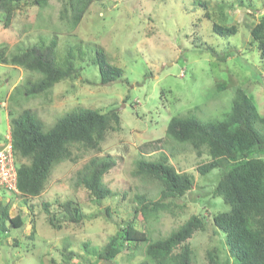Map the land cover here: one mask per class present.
<instances>
[{
  "label": "rangeland",
  "instance_id": "1",
  "mask_svg": "<svg viewBox=\"0 0 264 264\" xmlns=\"http://www.w3.org/2000/svg\"><path fill=\"white\" fill-rule=\"evenodd\" d=\"M68 3L22 4L7 29L0 22V139L10 136L6 113L17 118L25 109L42 122L45 132L77 108L115 110L121 129L108 132L98 152L73 146L72 159L53 168L45 191L35 199L0 188L1 205L11 201L10 218L20 214L24 220L20 229L0 231V264H154L145 256L143 241L135 248L124 242L111 260L99 259L98 253L133 220L136 196L159 200V183L134 172L138 161L161 157L193 177L192 189L183 197L163 200L167 209L147 220L138 213L135 230L154 241L199 216L204 230L188 240L195 254L192 263L209 264L211 249L225 259L224 237L212 224L213 215L227 210L220 198L210 196L218 172L200 176L197 167L208 158L197 157L189 144L167 139L165 131L173 116L192 117L201 124L221 121L237 90L264 115V60L249 34L264 13V0H92L76 25ZM213 23L236 26L238 31L222 37L213 32ZM52 39L56 62L60 66L72 62L79 77L26 97V80L40 76L6 61L16 49L44 47ZM98 49L109 64L122 70L111 84L100 83ZM93 158L115 162L103 179L113 195L98 202L76 185V172ZM66 200L89 220L79 225L63 222L60 207ZM44 204L58 228L48 223ZM32 225L35 231L29 240Z\"/></svg>",
  "mask_w": 264,
  "mask_h": 264
},
{
  "label": "trees",
  "instance_id": "2",
  "mask_svg": "<svg viewBox=\"0 0 264 264\" xmlns=\"http://www.w3.org/2000/svg\"><path fill=\"white\" fill-rule=\"evenodd\" d=\"M91 1L77 0L73 4L69 0L68 5L74 10V25L80 21ZM47 3L48 0H0L1 25L7 29L22 4L43 7ZM212 28L214 33L222 37L234 35L238 31L236 26H226L225 23H213ZM249 34L260 59L264 60V13L250 28ZM55 45L52 39L44 47L32 45L19 48L6 61L13 67L40 76L36 80H26V97L45 93L61 80L79 77L78 69L72 62L66 61L64 66L56 62ZM95 64L103 85L111 84L122 75L120 68L109 64L102 50L96 51ZM11 114L8 113V125L17 173V190L24 199H35L43 194L53 168L72 159L73 146L98 152L108 132L121 129L120 118L115 110L101 113L77 108L61 117L46 132L42 122L29 109L21 111L17 118H12ZM263 129L264 115L258 113L253 100L242 90L235 92L230 111L221 121L201 124L192 117L173 116L167 124V139L189 144L197 157L205 155L208 158L197 167L200 176H207L214 170L218 172L210 196L220 198L227 210L213 215L212 224L222 233L228 256L220 260L216 250L211 249L207 253L209 264H264ZM1 141L5 143L6 139L2 137ZM114 163L112 159L89 160L76 172V185L82 186L93 201L111 197L113 193L104 186L103 179ZM134 174L156 180L161 190L159 200L154 202L148 201L145 196H136L137 207L133 220L138 213L147 220L158 211H164L167 206L162 204L163 200L183 197L193 186V177L176 171L165 157L158 161H138ZM10 202L4 205L0 203V231L3 233L24 225L20 214L10 218ZM43 208L48 223L58 228V221L49 212L48 205L44 204ZM60 212L62 221L69 224L79 225L89 220L71 200L61 205ZM133 220L126 222L123 234L117 231L107 242L98 253L99 259L115 258L124 242L135 248L143 241L146 243L145 256L154 264H193L195 254L188 240L196 232L204 230V222L199 216L189 217L168 236L154 241H150L144 232L135 230ZM5 223H8L7 227ZM34 231L32 225L29 240H32Z\"/></svg>",
  "mask_w": 264,
  "mask_h": 264
},
{
  "label": "built area",
  "instance_id": "3",
  "mask_svg": "<svg viewBox=\"0 0 264 264\" xmlns=\"http://www.w3.org/2000/svg\"><path fill=\"white\" fill-rule=\"evenodd\" d=\"M16 183L17 174L9 137L0 145V188L18 194Z\"/></svg>",
  "mask_w": 264,
  "mask_h": 264
},
{
  "label": "clouds",
  "instance_id": "4",
  "mask_svg": "<svg viewBox=\"0 0 264 264\" xmlns=\"http://www.w3.org/2000/svg\"><path fill=\"white\" fill-rule=\"evenodd\" d=\"M10 137V136H9ZM4 139H6V138H4ZM3 143V142H2ZM1 145V144H0ZM14 163H15V161H14ZM16 168V167H15ZM17 174V173H16ZM16 187H17V183H16ZM5 190V189H4ZM6 191V190H5ZM18 191V190H17ZM8 192V191H7ZM10 194H13L14 196H19V192H18V194H14V193H12V192H9Z\"/></svg>",
  "mask_w": 264,
  "mask_h": 264
},
{
  "label": "crops",
  "instance_id": "5",
  "mask_svg": "<svg viewBox=\"0 0 264 264\" xmlns=\"http://www.w3.org/2000/svg\"><path fill=\"white\" fill-rule=\"evenodd\" d=\"M6 117L8 118V113H6ZM7 122H8V120H7Z\"/></svg>",
  "mask_w": 264,
  "mask_h": 264
}]
</instances>
